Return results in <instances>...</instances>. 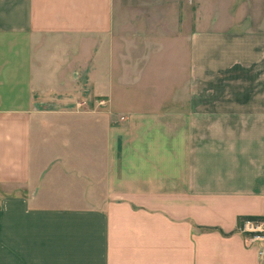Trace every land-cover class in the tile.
<instances>
[{
    "label": "crops",
    "instance_id": "1",
    "mask_svg": "<svg viewBox=\"0 0 264 264\" xmlns=\"http://www.w3.org/2000/svg\"><path fill=\"white\" fill-rule=\"evenodd\" d=\"M245 216L264 0H0V264H264Z\"/></svg>",
    "mask_w": 264,
    "mask_h": 264
},
{
    "label": "built area",
    "instance_id": "2",
    "mask_svg": "<svg viewBox=\"0 0 264 264\" xmlns=\"http://www.w3.org/2000/svg\"><path fill=\"white\" fill-rule=\"evenodd\" d=\"M99 105H104L105 100L99 99ZM117 120H122L123 115H117ZM241 229L243 231L248 232L251 235L252 239L256 240H264V218H260L257 220L245 219L242 221ZM258 254L261 258L264 257V249H259Z\"/></svg>",
    "mask_w": 264,
    "mask_h": 264
},
{
    "label": "trees",
    "instance_id": "3",
    "mask_svg": "<svg viewBox=\"0 0 264 264\" xmlns=\"http://www.w3.org/2000/svg\"><path fill=\"white\" fill-rule=\"evenodd\" d=\"M260 218H262V217H258V216H245L243 218L240 217V221L242 222L245 219L257 220V219H260Z\"/></svg>",
    "mask_w": 264,
    "mask_h": 264
},
{
    "label": "rangeland",
    "instance_id": "4",
    "mask_svg": "<svg viewBox=\"0 0 264 264\" xmlns=\"http://www.w3.org/2000/svg\"><path fill=\"white\" fill-rule=\"evenodd\" d=\"M112 112H113V110H112Z\"/></svg>",
    "mask_w": 264,
    "mask_h": 264
}]
</instances>
